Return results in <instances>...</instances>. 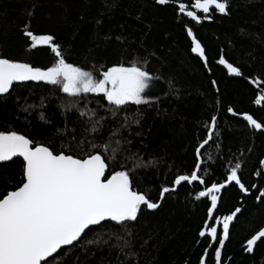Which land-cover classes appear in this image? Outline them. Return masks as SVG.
<instances>
[{"label": "trees", "instance_id": "trees-1", "mask_svg": "<svg viewBox=\"0 0 264 264\" xmlns=\"http://www.w3.org/2000/svg\"><path fill=\"white\" fill-rule=\"evenodd\" d=\"M33 10L31 29L37 34H53L67 62L87 71L98 74L116 63L128 66L135 60H147L149 70L161 77L155 86L159 100L116 109L102 94L73 97L44 82L16 83L10 96L0 97V130L15 129L37 141H55L57 147L71 142L74 150L82 146L87 150L89 141L105 143L119 128L122 135L112 137L114 147L115 140L121 141L117 164L131 168L134 160L125 158L133 153L145 162L152 161L135 169L133 187L158 201L161 187L171 186L175 175L194 167L195 148L206 137L205 124L217 115L218 135L201 150L207 169L204 174L222 181L226 169L239 161L245 185L255 183L264 188L261 177L254 175L264 159V134L242 116L227 112L232 106L264 121V106L255 105L257 90L249 80L229 74L218 63L224 55L246 77H264V0H230L227 15L215 13L213 19L200 24L186 16L178 21L173 6L156 5L154 0H0V55L49 67L55 60L50 49L38 46L28 50L29 41L21 32L28 12ZM183 23L193 27L204 46L208 67L191 52ZM212 80L217 82L215 86ZM28 105L35 107L25 112ZM69 108L71 111H66ZM85 110L95 111L92 121L79 116ZM41 112L51 123L40 119ZM95 120H101V125L93 133ZM61 128L65 129L63 134L57 132ZM73 136L84 145L73 141ZM20 173V159L0 162V188L6 181H19ZM200 189L198 184L185 183L165 194L158 209L142 206L137 221L127 224L130 236L114 222L92 227L75 247L65 248L68 255L64 264H121L125 257L118 248L86 244L101 235L107 240L113 231L131 241L135 253L129 257L132 264H199L209 243L199 231L210 206L205 199H196ZM220 195L214 215H228L240 208L221 249V264H264V243L258 241L252 253L244 250L247 239L264 227V202L254 198L258 190L251 189L245 195L233 185ZM217 227L222 232L221 226ZM213 257L210 248L207 264H215Z\"/></svg>", "mask_w": 264, "mask_h": 264}, {"label": "snow or ice", "instance_id": "snow-or-ice-1", "mask_svg": "<svg viewBox=\"0 0 264 264\" xmlns=\"http://www.w3.org/2000/svg\"><path fill=\"white\" fill-rule=\"evenodd\" d=\"M154 3L173 6L178 21L186 16L196 24L213 19L215 13L227 15L230 9V0H188L187 3L184 0H154ZM34 15V10L29 11V18L21 28L22 35L29 41L28 50L47 46L55 60L49 67H39L0 55V97L10 96L16 83L35 81L59 86L63 93L73 97L82 93L102 94L103 99L116 109L129 104L149 105L158 102L159 97L152 93V89L161 77L149 70L147 60H135L128 66L123 62L116 63L94 74L93 71L67 62L62 45L53 34L35 33L31 29ZM182 27L190 38L191 52L197 54L204 61V66L208 67V56L193 27L187 23H183ZM218 63L224 65L229 74L249 80L257 90L255 105L264 106V77H246L241 68L234 66L224 55L220 56ZM208 70L211 72V68ZM211 83L215 86L217 82L212 80ZM34 107L28 105L23 110L29 112ZM40 107L43 108V104ZM227 112L233 117L242 116L249 126L264 134V121L257 120L249 112H238L232 106H228ZM79 116L92 121L96 113L85 110L80 111ZM40 119L51 123L44 112H41ZM217 121L218 116L212 115L205 124L206 137L195 148L194 167L175 175L171 186L161 187L158 201H153L148 192L133 187L132 174L135 169L147 167L152 161L145 162L133 153L125 158L126 161L134 160L131 168L117 164V156L122 150L119 147L121 141L115 140L114 147L112 137L122 135L119 128L112 131L105 143L89 141L87 150L83 146L74 150L71 142L68 145L61 143L57 147L55 141H37L15 129L0 130V162H14V158H22L21 179L16 183L6 181L5 186L0 188V264H64L68 255L65 246L75 247L93 230L90 226H103L108 222H114L124 231L125 236H130L127 224L137 221L142 206L151 210L158 209L165 194L176 191L185 183L201 186L196 199L210 202L207 220L199 231V236H207L209 243L199 264H207L210 248L214 250L215 264H221V249L229 237L230 223L240 212V208H236L228 215H214L221 200V191L234 185L248 195L251 189H257L259 195L254 198L264 202V188H258L255 183L245 185L239 161L226 169L222 181H214L204 174L207 169L204 167L201 150L218 135ZM100 125L101 120H95L91 131L97 132ZM64 131L63 128L57 129L61 134ZM72 140L76 141V137L73 136ZM76 142L84 145L83 141ZM259 164L261 170L254 175L261 177L264 182V159ZM217 225L221 226L222 232L218 231ZM125 236L113 231L108 233L107 240L101 235L87 240L86 244H111L124 255L126 264H132L129 257L135 253L131 250V241L125 239ZM262 238L264 227L247 239L244 250L252 253L258 241L264 243ZM125 261H121V264H125Z\"/></svg>", "mask_w": 264, "mask_h": 264}, {"label": "rangeland", "instance_id": "rangeland-1", "mask_svg": "<svg viewBox=\"0 0 264 264\" xmlns=\"http://www.w3.org/2000/svg\"><path fill=\"white\" fill-rule=\"evenodd\" d=\"M152 93L156 96V89H155V87L152 89Z\"/></svg>", "mask_w": 264, "mask_h": 264}, {"label": "water", "instance_id": "water-1", "mask_svg": "<svg viewBox=\"0 0 264 264\" xmlns=\"http://www.w3.org/2000/svg\"><path fill=\"white\" fill-rule=\"evenodd\" d=\"M15 159V158H14ZM20 159H22V158H20ZM91 228L92 227H97V226H90ZM87 231V230H86ZM68 247H71V246H65V248H68Z\"/></svg>", "mask_w": 264, "mask_h": 264}]
</instances>
